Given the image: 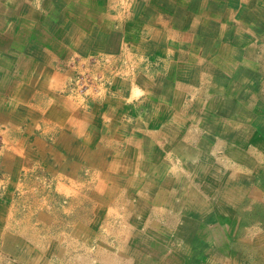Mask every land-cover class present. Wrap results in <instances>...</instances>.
<instances>
[{
	"label": "crops",
	"instance_id": "1",
	"mask_svg": "<svg viewBox=\"0 0 264 264\" xmlns=\"http://www.w3.org/2000/svg\"><path fill=\"white\" fill-rule=\"evenodd\" d=\"M255 55L264 0H0V264H264V206L189 167L264 148Z\"/></svg>",
	"mask_w": 264,
	"mask_h": 264
},
{
	"label": "rangeland",
	"instance_id": "2",
	"mask_svg": "<svg viewBox=\"0 0 264 264\" xmlns=\"http://www.w3.org/2000/svg\"><path fill=\"white\" fill-rule=\"evenodd\" d=\"M234 23V22H233ZM234 26L236 25L235 23L233 24ZM237 54L234 55L233 59H232V63L233 64H239V60L236 57ZM259 63V70H255L254 72H252V69H250V74H249V80L250 83L253 79V75H256L257 72H259L260 77L259 80H262L263 76H264V64L261 66L260 65V60H257L256 55L254 56V58H250L249 59V63ZM229 70H231L229 68ZM253 74H252V73ZM88 76V75H87ZM86 76V77H87ZM85 76H79V78H77V80H75V83L79 85V87L81 88V92H86L89 89V81H86L85 79H87ZM256 78V77H254ZM233 79H237L240 80V75L236 76L234 75ZM236 81V80H235ZM78 82V83H77ZM250 85V84H249ZM247 95V97L249 98V100L243 103L244 107H246L245 109H243V111H241L242 113V121H245L246 119L248 120L247 124L249 125V131L248 133H245V137H255L254 140H256V138L259 139H263L264 135L262 133H257V132H253L252 130V124L255 122L258 123L261 120L264 121V116H259L258 115H254V113L256 112V109L260 107H262L259 103V101L263 102V108H264V94H257L256 92V88L252 89L251 86H248L246 91L243 93V97ZM262 95V96H261ZM264 124V123H263ZM251 139V138H250ZM2 138L0 135V146H2ZM245 155L243 156H239L236 160H233L232 162H229L228 160H225L224 162L219 161L220 163L217 164H213V165H207L206 170L204 171L203 168H205V166H201V165H191L189 167H195L196 170H201L203 173H210L211 171H214L215 169L217 170V174H219L220 176H224L228 179V185L231 186V189H233L232 193L230 194L229 198H227V200L229 199V202L236 204L237 206L240 205V200H243L242 204L243 205H261L264 206V199L261 200L260 198L253 197L250 196V193H255L256 189H260V190H264V148H253V147H249L247 150H244ZM242 159V163H238L240 161V159ZM221 160V159H220ZM183 170L182 172H184V170H186V172H188L187 168L188 166H182ZM215 168V169H214ZM209 169V172H207V170ZM4 171V170H3ZM232 174V175H230ZM224 183V180L222 181ZM227 182V181H226ZM39 184L37 185V187H39L40 185V189L42 190L41 193L42 195L45 197L47 196L46 192H43L44 190H48L49 186H47L46 182H38ZM208 183H211L210 180H202L200 182V185L198 186V192L201 195V199L204 197L205 198V203L207 205H211L212 203H214V205H221V201L219 200V196L216 195L214 196H207L206 192L208 193V191H206V187L205 185H207ZM225 184V183H224ZM32 185V183H31ZM244 188H247L246 191L243 190V194H241V190ZM34 187V186H33ZM52 189V188H50ZM244 191H245V195H244ZM55 192V189L53 188V191L51 192L50 196L51 198L54 199L53 193ZM196 194V191H193ZM248 192V195H247ZM215 192H210V195ZM255 195V194H254ZM197 199H200V197H198ZM211 201H210V200ZM29 200H33V198H26L25 199V203L28 204L30 203ZM44 200V198H41V201ZM213 200V202H212ZM217 200V201H215ZM203 201V200H202ZM63 204V203H62ZM57 208H61V205H58ZM58 215V219L63 218V215L58 211L57 212ZM234 247L239 250L240 249V245L239 244H235ZM252 260L248 261L249 264H256V259L255 256H251ZM234 264L236 262H233ZM238 264H240L241 262L238 261ZM246 262H242V264H244Z\"/></svg>",
	"mask_w": 264,
	"mask_h": 264
},
{
	"label": "bare ground",
	"instance_id": "3",
	"mask_svg": "<svg viewBox=\"0 0 264 264\" xmlns=\"http://www.w3.org/2000/svg\"><path fill=\"white\" fill-rule=\"evenodd\" d=\"M147 169V168H146ZM94 189V188H93ZM156 202V201H155Z\"/></svg>",
	"mask_w": 264,
	"mask_h": 264
}]
</instances>
